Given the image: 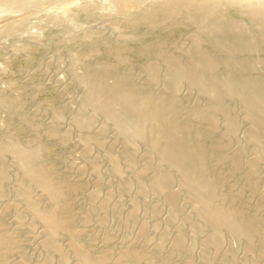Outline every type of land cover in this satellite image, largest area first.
<instances>
[{
	"label": "rangeland",
	"instance_id": "1",
	"mask_svg": "<svg viewBox=\"0 0 264 264\" xmlns=\"http://www.w3.org/2000/svg\"><path fill=\"white\" fill-rule=\"evenodd\" d=\"M59 1L34 0L33 5L21 11L0 8V96L3 98V104L0 102V162L11 161L6 168L10 173L9 179L3 181L5 190L10 191L6 190L5 199L0 196V222L3 230L16 231L21 242V247L10 252L8 262L84 263L83 255L73 244L71 233L61 234L57 246L48 230L49 225L41 222L37 215H28L26 210L29 200L26 202L19 196L20 185L26 179L35 180V177L26 174L28 165L23 150L20 149L17 155L9 152L6 136L16 135L21 142L26 143L30 139L28 137L37 133L47 144V154L58 160L56 162L60 166L55 165L57 170H65L69 178L84 185L73 196L70 212L76 215V223L85 230L81 238L89 245L91 253L100 254L109 250L111 260L116 262L112 264H118L124 248L132 245L138 250L156 252L161 256L139 262L126 261L125 264H164L161 257L172 255L171 262L169 260L165 264H264V235L259 236V244L263 247H259L262 252L260 250L257 253L258 241L251 249L248 237L240 238L241 242L235 237L237 234L227 233L226 244H222L224 246L210 249L211 254H218L215 256L217 260L213 256L212 263L207 258L205 250L210 238L220 229L214 219L202 213L195 214L197 201L188 199L187 194L180 199L179 203L183 207L176 216V201L172 199L174 196L170 190L156 193L147 186V180L154 178L153 172L147 175L141 174L140 170L147 168V162L151 165L152 161H147V155L154 150L153 142L146 138L140 139V143L136 142L139 150L137 157H141H138L141 162H137L130 148L136 133L124 125L119 113L108 112L95 104V94L88 80L93 74L99 75L105 66H114L122 72L132 69L137 80H152L156 74L151 70L149 75L146 68L147 60L153 56L149 52L151 47L155 49L165 45L171 53L185 57L190 55L187 49L197 44L212 50L205 35L206 23L196 17L194 8L183 9L175 18L166 19L159 10L160 0H145L142 4L153 10L159 18L156 24L143 21L133 23L130 18L139 15V10L125 13L114 10L111 0H75L67 10L60 7ZM207 1L209 7L215 8L217 17L236 19L243 26L252 27L245 7L246 0L240 4H231L232 0L221 3L217 0ZM258 56L264 59V50ZM165 62L160 89H168L172 86L171 79L181 76L176 62L173 63L175 67ZM260 66L257 69L259 75L264 72V66ZM179 93L188 105H195L208 97L211 91L202 88L196 81L182 83ZM10 100L13 104L8 106ZM228 104L239 119L238 131L234 132V141L229 146L242 147L243 159L247 161L243 165H247L252 172L254 170L252 178L239 172L234 182L237 180L240 184L235 182V185L240 187L249 184V178L253 183L255 179H259L260 183L262 181L263 189L259 191L260 194L255 192L257 195L253 198L260 202L264 200V163L258 166L260 171L254 167L259 164L257 162L255 165L259 146L258 140L251 138L257 121L252 118L244 96L238 95ZM223 117H220V124L222 130L227 132L229 123L227 117ZM88 119H92L91 126H88ZM204 123L200 125L206 126L207 123ZM55 124L61 133H69L68 138L50 132ZM89 134L101 136L103 140L98 138V142H92L88 138ZM143 153H146V158ZM159 162L163 163L161 166L165 171L166 168H173L170 163L163 160ZM120 166L122 172L117 173L116 169ZM139 176L145 179L146 187L143 190ZM134 178H140L137 180L141 185ZM131 181L135 183L132 189L129 186ZM178 183L182 184V181ZM174 184L175 189L180 188L177 182ZM244 189L245 194L250 191L246 187ZM12 202L16 204L13 208L9 204ZM262 206L259 208L260 214H264ZM2 226L0 224V228ZM182 237H187L189 246L179 249Z\"/></svg>",
	"mask_w": 264,
	"mask_h": 264
},
{
	"label": "bare ground",
	"instance_id": "2",
	"mask_svg": "<svg viewBox=\"0 0 264 264\" xmlns=\"http://www.w3.org/2000/svg\"><path fill=\"white\" fill-rule=\"evenodd\" d=\"M73 1L75 0H60L59 5L67 10ZM228 1L230 0H217L218 3ZM241 1L232 0L231 4H240ZM131 2L133 1L111 0L112 5H110L114 10L123 13L131 12L134 9L139 10V15L130 18L133 23L143 21L144 23L156 24L158 22L159 18L156 17L154 11L149 7L142 6L145 0ZM160 2L159 10L166 19L175 18L183 9L191 10L194 8L196 17L201 18L206 23L205 35L212 46V50L197 44L190 50L187 49L190 55L185 57L171 53L165 45L155 49L151 47L149 52L153 56L151 55L152 57L147 60L146 68L149 75L152 70L156 77L152 80L149 79V81L146 79L145 81L137 80L138 77H135L132 69L122 72L114 66H105L99 75L93 76V74L92 77L88 78L95 94V104L102 106L108 112L116 111L119 113L124 125L136 133L130 148L138 159L137 162H141V160L139 161V155L137 157L139 150L136 147V142L144 138L153 142L154 150L147 155V161H152L151 165H149L150 162H147V168L144 167L146 169L140 170V173H147L148 175L150 171L153 172L154 178L147 180V186L153 192L170 190V194L174 196L172 199L176 201V216L183 207L179 201L187 194L188 199L197 201L195 214L202 213L214 219V223L220 229L211 236L210 242L208 241L210 244L208 243L209 245L205 250V255L212 263L218 254H211L210 249L215 250L217 247L224 246L227 233L237 234L235 237L238 240L248 237L251 249L254 248L255 241H258V243L256 242L257 253H260L263 245L261 247V243L259 244V236L264 235V214H260L259 208L264 205V200L258 202L259 200L255 201L253 198L257 195L255 192L263 189L262 181L260 183L259 179H255L253 180L254 183L250 182L254 170L252 172L247 165H243L247 162L242 156L243 148L240 146L230 148L229 146L230 142L234 141L232 140L234 132L238 131L239 119L228 103L233 101L235 97L238 98V95L247 99L252 118L257 121L255 130L252 132L253 136H251V138L258 140L255 141L259 146V157L257 155L255 165L257 162L259 164L254 167H261L264 163V141L262 139V135H264V132L262 133L264 129V72L259 75L257 69L261 68L260 65L264 66V59L258 58V54L264 50V0L244 1L253 23L252 27H249L251 25L245 27L236 19L225 20L222 17H217L215 8L209 7L207 0H160ZM33 4L34 0H0V8H5L6 11H21ZM165 60L172 66L176 62L180 68L181 76L175 80L172 78L173 83L172 79L171 82L167 80L168 83L172 84L168 89H160L164 78H162L161 71L165 67ZM196 81L202 88H209L211 94L195 105H188L182 99L183 97L179 96V90L182 83H194ZM0 102L3 104L1 96ZM11 103L10 100L7 105L11 106ZM224 115L227 117L226 121H228L230 128L229 130L227 128V132L222 130L220 124V117L224 118ZM203 121L207 123H204L206 126L200 125ZM87 123L88 126H91L92 119H88ZM50 132H54L61 138H68L69 134L68 132L61 133L57 124L50 128ZM36 134H31L32 136L28 137L30 139L26 143L21 142L16 135H8L5 140L9 152L14 153L13 155H17L20 149L23 150L28 165L26 174L35 177V180L26 179L27 181L23 185L19 184L20 187L18 186L20 198L24 201L29 200L26 201L28 215L31 213L34 216L37 215L41 222H46L49 225L48 230L51 232L56 245L60 243L58 241L61 234L71 233L75 248L84 257L83 264H109L112 259L111 251L107 250L100 254L91 253L89 245L81 238L85 230L76 223V215L70 212L73 206V196L84 185L80 181H73L72 177L69 178L68 173L64 172L65 170H57L55 165L58 160L55 161L49 156V153L47 154V144ZM88 138L92 142H96L98 138L103 140L101 136L98 137L96 134H89ZM159 159L165 163H170L173 168L170 169L169 167L170 170H168L165 164L167 171L163 170L164 168L161 166L163 163H160ZM8 162L6 160L0 162V196L3 199L9 190H5L4 185L6 184L3 182L7 178L9 179L10 173L6 169ZM58 164L57 166H60ZM116 170L117 173H121L122 167L120 166ZM239 172L251 176L249 180L247 178L249 184L245 183L240 187L235 185V182L238 183V181L234 182V177ZM139 177L142 179L143 190L146 187L145 179L142 176ZM140 178L137 179L140 180ZM179 179L182 184L178 183ZM139 180L137 181L139 182ZM133 181L129 185L130 189L134 187ZM176 182L180 186L178 189L174 188ZM244 187L246 190L250 189L247 194L243 192ZM250 192L251 194H249ZM9 204L11 208L16 205L14 202ZM252 207L254 211H250ZM0 224L2 226L1 222ZM3 229L2 226L0 228V264H10V260L8 262L10 252L21 247V242L16 231ZM187 242V237H182L179 240V249L189 246ZM142 250H138L132 245L125 247L118 264H125L126 261L152 260L158 255L161 256L156 252L147 253V251ZM172 256H162L163 263L165 264L169 260L171 262ZM28 259L26 258V260ZM112 262L115 261L111 260L110 264Z\"/></svg>",
	"mask_w": 264,
	"mask_h": 264
}]
</instances>
